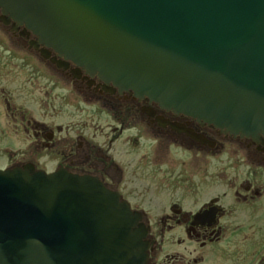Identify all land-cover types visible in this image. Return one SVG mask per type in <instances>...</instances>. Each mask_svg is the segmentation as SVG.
Instances as JSON below:
<instances>
[{"label":"water","instance_id":"1","mask_svg":"<svg viewBox=\"0 0 264 264\" xmlns=\"http://www.w3.org/2000/svg\"><path fill=\"white\" fill-rule=\"evenodd\" d=\"M40 42L121 90L264 135V0H0ZM139 216L97 179L0 171V264H145Z\"/></svg>","mask_w":264,"mask_h":264},{"label":"flooded vegetation","instance_id":"2","mask_svg":"<svg viewBox=\"0 0 264 264\" xmlns=\"http://www.w3.org/2000/svg\"><path fill=\"white\" fill-rule=\"evenodd\" d=\"M26 167L117 194L146 230L145 264H264V135L121 90L0 7V171Z\"/></svg>","mask_w":264,"mask_h":264},{"label":"rangeland","instance_id":"3","mask_svg":"<svg viewBox=\"0 0 264 264\" xmlns=\"http://www.w3.org/2000/svg\"><path fill=\"white\" fill-rule=\"evenodd\" d=\"M43 70H45V69L41 68V71H43ZM41 111H42V110H41Z\"/></svg>","mask_w":264,"mask_h":264}]
</instances>
